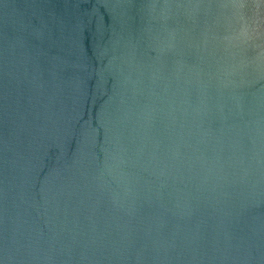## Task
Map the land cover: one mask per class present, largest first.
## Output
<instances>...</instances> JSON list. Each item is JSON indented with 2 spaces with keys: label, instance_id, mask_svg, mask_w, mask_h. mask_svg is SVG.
I'll return each mask as SVG.
<instances>
[{
  "label": "water",
  "instance_id": "1",
  "mask_svg": "<svg viewBox=\"0 0 264 264\" xmlns=\"http://www.w3.org/2000/svg\"><path fill=\"white\" fill-rule=\"evenodd\" d=\"M0 264H264V0H0Z\"/></svg>",
  "mask_w": 264,
  "mask_h": 264
}]
</instances>
